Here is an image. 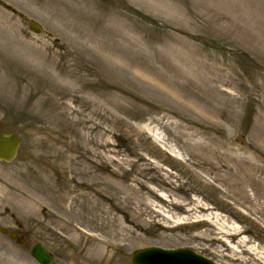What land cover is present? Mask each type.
I'll return each instance as SVG.
<instances>
[{"label": "rangeland", "instance_id": "374dc122", "mask_svg": "<svg viewBox=\"0 0 264 264\" xmlns=\"http://www.w3.org/2000/svg\"><path fill=\"white\" fill-rule=\"evenodd\" d=\"M0 133V264H264V0H0Z\"/></svg>", "mask_w": 264, "mask_h": 264}, {"label": "water", "instance_id": "95a60500", "mask_svg": "<svg viewBox=\"0 0 264 264\" xmlns=\"http://www.w3.org/2000/svg\"><path fill=\"white\" fill-rule=\"evenodd\" d=\"M29 28L38 33L40 27L31 23ZM19 141L12 135H0V162L10 163L15 158ZM31 256L40 264H49L51 256L41 247L36 246L31 251ZM132 264H210L202 258L194 256L185 250L164 251L150 248L136 252Z\"/></svg>", "mask_w": 264, "mask_h": 264}, {"label": "bare ground", "instance_id": "6f19581e", "mask_svg": "<svg viewBox=\"0 0 264 264\" xmlns=\"http://www.w3.org/2000/svg\"><path fill=\"white\" fill-rule=\"evenodd\" d=\"M66 16L69 17V18H72L75 21V19L77 18L78 14L77 13H75L73 15L66 14ZM71 26H72V28L69 30V32H71L74 35H78V36H81L82 35L79 28H76L73 25H71ZM112 34H115V32H111L109 30V35H112ZM121 43L126 44L127 46H128V44H130L124 37L123 38L120 37L118 41H116L115 39H112V41L108 44V46H104L103 48L100 49V51L104 52V54H105L104 56H107V57H113V56L114 57H117L118 52H121V48H120ZM176 78H179V75H176ZM257 172L263 174L260 168L258 169ZM260 176L261 175L258 174L257 177H259L261 179ZM97 244H99L98 246L100 248V247L103 246L104 243L103 242H98Z\"/></svg>", "mask_w": 264, "mask_h": 264}, {"label": "flooded vegetation", "instance_id": "af4514ba", "mask_svg": "<svg viewBox=\"0 0 264 264\" xmlns=\"http://www.w3.org/2000/svg\"><path fill=\"white\" fill-rule=\"evenodd\" d=\"M3 231V234L2 232ZM0 233L2 234L3 237L10 239L13 243H14V221L12 224V228L10 230H4L3 228H0ZM10 234L13 235V239L10 238ZM21 237L19 234L16 235V239L18 240V238Z\"/></svg>", "mask_w": 264, "mask_h": 264}]
</instances>
